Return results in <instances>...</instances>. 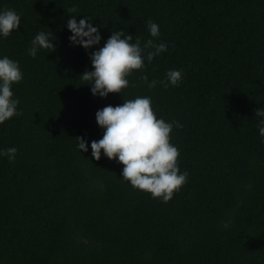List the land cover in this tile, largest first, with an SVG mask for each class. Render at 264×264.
I'll use <instances>...</instances> for the list:
<instances>
[{
	"label": "trees",
	"instance_id": "trees-1",
	"mask_svg": "<svg viewBox=\"0 0 264 264\" xmlns=\"http://www.w3.org/2000/svg\"><path fill=\"white\" fill-rule=\"evenodd\" d=\"M8 9L21 26L0 36V58L19 62L12 91L22 114L0 124V151L18 149L12 162L0 156V264H264V118L255 116L264 110V0H0ZM70 16H91L100 44H73ZM120 30L167 50L133 70L121 93L94 96L80 78L94 70L89 53ZM40 31L56 49L33 58ZM170 69L182 72L178 86L141 79L165 80ZM137 96L183 125L170 142L188 176L167 203L133 188L103 150L92 156L104 134L97 111Z\"/></svg>",
	"mask_w": 264,
	"mask_h": 264
},
{
	"label": "clouds",
	"instance_id": "clouds-1",
	"mask_svg": "<svg viewBox=\"0 0 264 264\" xmlns=\"http://www.w3.org/2000/svg\"><path fill=\"white\" fill-rule=\"evenodd\" d=\"M47 2V0H46ZM68 13L75 12V8L67 9ZM91 16H86L77 22L75 16H70L67 27L73 35L69 40L85 49H90L101 42V34L98 27H94L89 21ZM21 16L12 9L0 12V36L8 37L11 32L19 30ZM147 27L151 37L160 35L159 25L151 19L147 21ZM52 33L43 31L31 41L28 54L36 57L39 48L55 51L56 45L50 40ZM133 35L123 30L113 31L106 43L94 52H90V59L94 70H86L80 78L91 84L92 94L107 97L109 93H121L122 89L129 86L127 77L133 70L142 69L145 60L151 63L154 57L167 50L166 43H156L153 39L141 43L139 37L132 43ZM51 51V52H52ZM23 79L19 62L8 56L0 58V124L21 115L17 112L18 98H13L12 85ZM141 79L152 89L158 83L164 88L178 86L182 79L180 70L170 69L166 73V79L149 82L147 75ZM255 116L264 118V110H255ZM98 125L104 129V134L98 141L91 142L92 156L100 160L101 150L110 160H117L124 165L122 178L129 181L133 188L148 192L153 199L160 198L167 203L173 198L175 191L186 182L187 171L181 173L178 166L180 152L170 142V134L173 127L182 128L178 121L166 122L163 118H157L152 107V100L148 96H137L135 99H124L122 105H108L96 113ZM259 134L264 137V119L258 124ZM78 148L88 151L87 142L83 137H76ZM264 142V141H262ZM18 149L10 147L0 151V156H6L10 162L14 161Z\"/></svg>",
	"mask_w": 264,
	"mask_h": 264
}]
</instances>
